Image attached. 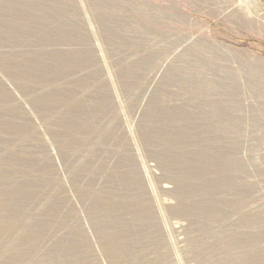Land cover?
Returning a JSON list of instances; mask_svg holds the SVG:
<instances>
[{
  "label": "rangeland",
  "instance_id": "rangeland-1",
  "mask_svg": "<svg viewBox=\"0 0 264 264\" xmlns=\"http://www.w3.org/2000/svg\"><path fill=\"white\" fill-rule=\"evenodd\" d=\"M249 24L235 0H0V264H264Z\"/></svg>",
  "mask_w": 264,
  "mask_h": 264
},
{
  "label": "bare ground",
  "instance_id": "bare-ground-1",
  "mask_svg": "<svg viewBox=\"0 0 264 264\" xmlns=\"http://www.w3.org/2000/svg\"><path fill=\"white\" fill-rule=\"evenodd\" d=\"M123 192H124V194H122V195L119 194L117 199L119 200V202H122L124 204H120V203L116 202V203H113L111 205V208H115V210H116L115 212H119L121 217L123 215H127L128 219H129V217H133L134 218L133 221H136V222L140 221L142 219L143 213L145 211V210L142 211V209H144V208L140 207V205L137 203L136 195L133 192V190L132 191L131 190H124ZM126 238H127V241H126L127 244H130V242H133V241L134 242L139 241L141 244H144L145 242H147V239L149 240L148 235H143L142 237H140L137 233H135L133 235L131 229H129V232L126 234Z\"/></svg>",
  "mask_w": 264,
  "mask_h": 264
},
{
  "label": "crops",
  "instance_id": "crops-1",
  "mask_svg": "<svg viewBox=\"0 0 264 264\" xmlns=\"http://www.w3.org/2000/svg\"><path fill=\"white\" fill-rule=\"evenodd\" d=\"M235 5L245 15L247 22L252 23L249 26L253 28H264V12L258 11L260 5L254 3L252 0H235ZM259 39L261 41L264 40V33L260 35Z\"/></svg>",
  "mask_w": 264,
  "mask_h": 264
},
{
  "label": "built area",
  "instance_id": "built-area-1",
  "mask_svg": "<svg viewBox=\"0 0 264 264\" xmlns=\"http://www.w3.org/2000/svg\"><path fill=\"white\" fill-rule=\"evenodd\" d=\"M254 1H256V2H257V1L260 2L261 0H254Z\"/></svg>",
  "mask_w": 264,
  "mask_h": 264
}]
</instances>
